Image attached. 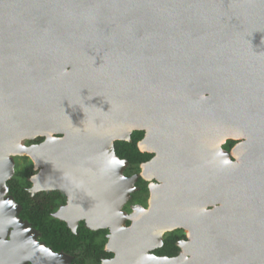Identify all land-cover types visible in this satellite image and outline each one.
I'll use <instances>...</instances> for the list:
<instances>
[{
    "label": "water",
    "instance_id": "1",
    "mask_svg": "<svg viewBox=\"0 0 264 264\" xmlns=\"http://www.w3.org/2000/svg\"><path fill=\"white\" fill-rule=\"evenodd\" d=\"M66 69L75 111L49 80ZM154 122L163 129L147 144L168 169L142 165L163 171L170 191L126 228L117 210L135 187L113 143ZM218 126L230 140L248 137L234 146L243 167L215 149ZM52 129L67 137L43 141L31 157L49 144L35 161L63 165L55 176L76 202L64 213L85 214L65 220L71 231L80 221L109 229L114 256L102 264H187L182 253L149 254L162 227L197 235L185 245L194 264H264V0H0V188L10 179L6 155L25 152L18 141ZM52 176L35 192L60 189ZM206 205L214 210L195 215ZM19 211L12 197L0 199V233L14 228L0 264H34L22 242L38 264L58 263L47 251L68 257L33 240Z\"/></svg>",
    "mask_w": 264,
    "mask_h": 264
},
{
    "label": "trees",
    "instance_id": "2",
    "mask_svg": "<svg viewBox=\"0 0 264 264\" xmlns=\"http://www.w3.org/2000/svg\"><path fill=\"white\" fill-rule=\"evenodd\" d=\"M143 131H132L127 141L113 143L115 156L127 162L131 171H136L142 164H146L152 154L141 152L138 143L143 139ZM43 142V137L28 141L27 144L38 145ZM237 144L235 140H226L221 146L225 152H230ZM33 175L32 167H23L6 182L7 195L20 207L17 215L21 222L28 223L29 227L38 234V239L46 248L55 254L69 257L68 264H100L102 259L109 260L113 254L105 251L107 229L90 230L80 221L73 232L67 224L54 217L59 207L65 203V196L59 191H28L29 179ZM147 182L140 177L136 178L135 191L130 194L129 204L145 206L148 190ZM186 241L182 230L176 229L166 233L161 246L153 250L157 257L174 258L180 255L179 245Z\"/></svg>",
    "mask_w": 264,
    "mask_h": 264
},
{
    "label": "rangeland",
    "instance_id": "3",
    "mask_svg": "<svg viewBox=\"0 0 264 264\" xmlns=\"http://www.w3.org/2000/svg\"><path fill=\"white\" fill-rule=\"evenodd\" d=\"M68 72L69 69H66L65 71H62L61 73H59L58 75H53L49 78V80L53 83L54 85V89L55 91H57L58 93H60L61 98H62V104L65 108V110L67 111H75L77 109V105L74 103H69L68 102V97H69V91L72 89L76 88V83L74 82V80L71 78L65 80V77L68 76ZM201 99L202 100H212L213 96L211 93H208L207 91H204L203 94L201 95ZM218 130L221 131V136L220 138L216 141L215 144V149L219 152L220 157L222 158V160L226 163H234L236 165H239L241 162L244 161V159H242V157H240L238 154L236 155H232L231 152L234 150L235 151V147L239 146L240 143L244 142L248 137L246 136V138L242 137V139H236L237 140V144L236 146L230 151V152H225L224 150H222L221 146L224 143V140L229 139V135H226L224 133V129L220 126H218ZM223 134V135H222ZM245 136V135H244ZM41 137H43V141H48V140H61L62 138L66 137V134L59 132L58 130L52 129L48 134H41ZM233 138V137H232ZM28 141H31L30 138H26L23 137L18 141V146L20 148L24 149V153H13V154H8L6 155V159L7 161H9V163L11 164L10 168L7 171V175L10 176V178H12L16 171L20 170L23 167H32V171H33V175L27 179V183H29V187L27 188L29 192L34 193L35 190H38L39 186V179H41L42 177L41 174H44V177L48 176V175H54V174H58L57 172H59L60 170L62 171L63 165L62 164H54L53 169L55 172L50 171V169H52L51 166L47 165V163H43V162H39V161H35L34 159H32L31 157V152L34 149V147H36V145H31V144H27ZM142 145V149L146 150L145 152H150L155 154L152 151L148 150V146L146 144H141ZM237 149V148H236ZM148 150V151H147ZM155 158H156V154H155ZM158 163L157 160H152L151 164H155ZM61 165V166H59ZM121 174L123 175V177L129 179L132 181V186H134V180L137 176H141L147 183H148V191H149V199H147V207L146 209H143L139 206H127L128 200L130 198V196L123 201L120 204V207L117 210V214L118 216L121 218V222L123 223L124 227H129L130 225H132V218L135 215V213L137 211H141L143 213H145L146 211H148V208L150 210L153 211V209L155 208L154 204L150 203L151 198H153L152 195V190H156L157 188L162 189L163 187L161 182L157 180L156 175L155 174H151L149 172V168L148 166L145 167L143 165H140L138 167V169L136 171H131V169L129 168V166L126 165H122L121 168ZM158 176V175H157ZM163 176V175H162ZM165 177V176H164ZM161 178V176H158V179ZM57 184H59V181H56ZM161 184V186H159ZM6 185H2V187L0 188V199L1 200H5V198H7V194H6ZM164 191V190H163ZM154 194L155 191H154ZM165 195V192L163 193ZM130 195V194H129ZM67 206V204H66ZM66 206L63 207L62 210L57 211L56 216L60 217L63 219V217L65 216L64 211L66 210ZM126 208V210H125ZM73 209V199L72 202L70 200V204H69V208L68 210L72 211ZM214 210V207L212 206H208L206 205L204 209H202L201 211H197L195 215L199 214V213H207L208 211H212ZM13 226L9 225V228L7 229V231L5 233H0V249H3L6 244H8L10 242L11 239V235L13 234ZM173 228L172 227H162L159 230H154L153 231V236L156 240H158L159 242H161L163 236L168 233L169 231H171ZM177 229H181L186 237V241L185 243H181L179 245V249H180V254H181V248L186 245V242H188L187 239V229H182V228H177ZM30 236L33 237V240L37 241V236L33 233L30 232ZM109 236V234H108ZM107 236V237H108ZM193 239V240H192ZM195 240V236L193 235L192 238L189 239V241H194ZM109 241L107 239L106 242V246L105 249L108 250L109 249ZM114 245L111 242V246ZM184 251L187 252L186 249H184ZM46 252V251H45ZM149 254H151V252H149ZM47 257H51L55 256L56 259H59L57 264H68L69 262V258L59 255H53L51 254V252L47 251V254H45ZM191 255V254H190ZM192 256V255H191ZM193 257V256H192ZM105 260L102 262L104 263ZM90 264H95V262H91Z\"/></svg>",
    "mask_w": 264,
    "mask_h": 264
},
{
    "label": "bare ground",
    "instance_id": "4",
    "mask_svg": "<svg viewBox=\"0 0 264 264\" xmlns=\"http://www.w3.org/2000/svg\"><path fill=\"white\" fill-rule=\"evenodd\" d=\"M144 129V132H145V139L143 140V141H141L139 144H138V147H139V149L141 150V151H146V150H143L141 147H142V145L141 144H146L147 146H148V150L149 151H152V152H154L155 154H156V158H154V160H157L158 161V163L157 164H160V166L161 167H163L162 169H168V167H167V165H165L164 163H163V158L160 156V153H161V151H155L154 149H152L151 148V145H149V144H147V140H146V138H148V137H150V133L153 131V130H155V129H157V130H160V129H163V125L161 124V123H158V122H154L153 124H151V125H149V126H147V127H144L143 128ZM166 131H168V130H166ZM170 131H172V130H170ZM158 135V134H157ZM66 137H67V135H66ZM246 138V137H245ZM248 140V138L245 140V141H247ZM48 145L49 144H44V145H40V146H38L37 148H36V150H37V152H36V150H34V152H33V154H32V159H34V160H36L37 158H38V155H40V154H42V152H43V150L46 148V147H48ZM147 150V151H148ZM232 155H236V153H235V151L233 150L232 152ZM163 156V155H162ZM247 161L248 160H244L243 162H241L240 164H239V167H243L246 163H247ZM156 164V163H155ZM115 166L116 165H118V163L117 164H114ZM145 167H147V166H145ZM213 169V167H211L210 168V170L209 171H211ZM50 171H53V172H55L54 171V169L52 168V169H50L49 170V172ZM151 171V170H150ZM163 172V171H162ZM160 173V175H158V173L157 174H155L156 175V178H157V180L158 181H160L161 182V184H162V186H161V184L159 185V186H161V187H163L162 189H159V188H157L156 190H152V195H153V198H151V200H150V203L151 204H154L155 205V208L153 209V211L152 210H150L149 208H148V211H146L147 212V214H149V213H153L154 212V210L158 207V205H159V200H161V197L159 196V194H161L162 195V197H164V196H166V194L167 193H169V185H168V178H167V176L165 175V174H163V173ZM161 176V178H159L158 179V176ZM163 175V176H162ZM165 176V177H164ZM40 177H42L41 179H39V184L40 185H44V184H48V183H50V181L49 180H47L45 177H44V174H41V176ZM53 177V181H54V183H56V181H60L59 180V178H60V176H55V174H54V176H52ZM53 184V183H52ZM56 185H58V187L61 189V190H63L64 192L66 191L64 188H62L60 185H62V184H57L56 183ZM69 186V185H68ZM67 186V189H69V190H71L70 189V186L68 187ZM164 190V191H163ZM154 191H155V193L156 194H154ZM117 192L119 193V186L117 187ZM165 192V195L163 194ZM66 193V192H65ZM67 194V196L69 197V199L71 200V202H72V199H71V196H73V209L76 207V202H75V194H74V192L72 193V192H67L66 193ZM68 206L66 207V210L65 211H68ZM72 209V210H73ZM83 211V210H82ZM71 213H73V214H71ZM65 214V216L63 217V219L64 220H66V221H68V219L70 218V219H74L75 217H77V216H83V215H85L84 213H78L79 215H77V213H74V212H70V213H68V212H65L64 213ZM67 214V215H66ZM84 217V216H83ZM138 218L140 219V216L138 215V214H135L134 216H133V218H132V226L133 225H135L136 224V220H138ZM141 220V219H140ZM109 230V229H108ZM188 231V233H187V239H188V242L187 243H194L196 240H197V235L196 234H193V233H191V231L192 230H187ZM195 236V240L194 241H189V239L190 238H192V236ZM193 240V239H192ZM111 242L114 244V239H109V247L111 246ZM27 245L29 246V247H27ZM29 248V249H28ZM111 248V247H110ZM10 249V246L9 247H7V250L6 251H8ZM11 249H13V248H11ZM184 249H186V246H183L182 248H181V253H182V255H184V257H185V259H186V263L187 264H194L193 262H194V259H195V255L193 254V253H190L189 251H184ZM28 250H30V251H28ZM21 251L23 252V253H25V254H27L26 256V258L28 259V261L29 262H32V263H34V264H38L36 261H33V257H32V254H31V252H32V250H31V246L29 245V244H27V243H21ZM114 254H116L117 255V253H114ZM193 256H191V255ZM39 256H40V254H39ZM42 259H44V257H41ZM51 264V263H50Z\"/></svg>",
    "mask_w": 264,
    "mask_h": 264
},
{
    "label": "flooded vegetation",
    "instance_id": "5",
    "mask_svg": "<svg viewBox=\"0 0 264 264\" xmlns=\"http://www.w3.org/2000/svg\"><path fill=\"white\" fill-rule=\"evenodd\" d=\"M233 148H234V147H233ZM233 148H232V149H233ZM232 149H231V150H232ZM151 154H152V158H151L148 162L152 161V160L155 158V154H153V153H151ZM148 162H147V163H148ZM127 165H128V164H127ZM151 174H154V173H151ZM137 177H140L141 179H143L141 176H137ZM137 177H136V178H137ZM144 181H145V180H144ZM60 184H62V181H59V185H60ZM147 185H148V184H147ZM60 186L66 190V191H65L66 193H67V192H71V190L67 189V186H68V185H66V184L63 185V184H62V185H60ZM68 187H69V186H68ZM134 187H135V183H134ZM147 190H148V186H147ZM52 191H59V192H62V193L64 194V196H65V203H64V205L61 206V207H59L57 211L62 210L63 207L66 206V204H67V206L69 207L70 199H69V197L67 196V194H66L63 190H61V189H55V190H52ZM30 193H31V192H30ZM148 197H149V191H148L147 199H149ZM71 199H73V196H71ZM147 199H146L145 206L142 207V206L139 205V204H132V203L129 204V200H130V198H129L128 203H127V206H129V207H131V206H139V207H141V208H143V209H146L147 204H148V203H147V201H148ZM67 206H66V207H67ZM125 210H126V208H125ZM57 211H56V213H57ZM56 213H55V214H56ZM62 220H63V219H62ZM63 221L65 222V220H63ZM107 231H108V230H107ZM108 234H109V231H108ZM108 234H107V236H108ZM107 239H108V238H107ZM37 241L40 242L38 238H37ZM108 241H109V240H108ZM106 242H107V241H106ZM105 246H106V244H105ZM104 250L107 251V250L105 249V247H104ZM152 252H153V251H152ZM152 252H151V254H152ZM113 256H114V255H113ZM113 256H112V258H113ZM112 258H111V259H112ZM104 260H106V259H102V260L100 261V264H102V262H103ZM109 260H110V259H109ZM28 264H30V263H28Z\"/></svg>",
    "mask_w": 264,
    "mask_h": 264
}]
</instances>
